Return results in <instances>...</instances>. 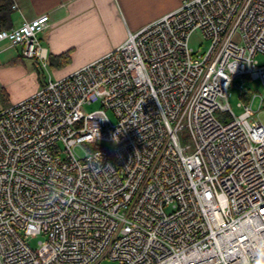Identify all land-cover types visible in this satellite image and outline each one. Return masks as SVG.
I'll return each instance as SVG.
<instances>
[{
    "label": "built area",
    "instance_id": "1",
    "mask_svg": "<svg viewBox=\"0 0 264 264\" xmlns=\"http://www.w3.org/2000/svg\"><path fill=\"white\" fill-rule=\"evenodd\" d=\"M49 24L2 28L0 44L46 66ZM258 54L264 0H184L0 109V264H264L259 95L229 103L235 77L264 82Z\"/></svg>",
    "mask_w": 264,
    "mask_h": 264
},
{
    "label": "crops",
    "instance_id": "2",
    "mask_svg": "<svg viewBox=\"0 0 264 264\" xmlns=\"http://www.w3.org/2000/svg\"><path fill=\"white\" fill-rule=\"evenodd\" d=\"M183 1L13 0L9 24L5 28L18 27L26 19L48 13L50 24L40 32V39L48 50V64L55 76L62 77L110 51L122 43L130 31L156 20ZM11 48L17 51H11ZM8 50L12 55L8 65L2 64L1 70L6 71L1 77L13 73L21 78L34 79L31 89L12 100L14 103L34 93L47 78L38 76V61L24 57L21 46L0 44V54ZM64 54L69 55L68 60L60 58Z\"/></svg>",
    "mask_w": 264,
    "mask_h": 264
},
{
    "label": "rangeland",
    "instance_id": "3",
    "mask_svg": "<svg viewBox=\"0 0 264 264\" xmlns=\"http://www.w3.org/2000/svg\"><path fill=\"white\" fill-rule=\"evenodd\" d=\"M209 43H210L209 40L203 38L200 31H195L190 39V45L198 52L206 50ZM10 50L17 51L15 48H11ZM10 50H8L6 53L0 54V109L6 107V105H8L9 103H12V100H14L15 98L22 96L25 92L31 89V87L34 84V79L21 78L15 76L13 73L6 74L8 75L5 76L6 78L1 77L3 76V74H5L6 71V70L5 71L1 70V67H3L2 64H4L5 66L9 64L8 60H10V55H12L11 54L12 52ZM257 58L260 63L264 62V55L258 54ZM25 61L27 62V60ZM36 69L38 76L40 75V77H42L43 79L44 78L46 79L49 76V74L53 78L59 77L57 75L55 76L54 71L49 64H47L46 66H42L41 64L38 63ZM244 92H246L247 95H243ZM254 93H257L259 97H256V99L252 104L254 109V114L252 115L253 116L252 118L256 120H260L264 123V101L262 102L261 109L258 110V108L261 105V96L264 97V82L261 79L259 78L253 79L243 75L235 77L232 85L230 86L229 103L233 111L236 114H239L243 110V108L239 106V102L244 101L246 96L247 97L250 95L252 96ZM98 107H100L99 102H94L92 104L85 105L84 111H91ZM108 114L113 121L116 120V117L112 110H108ZM85 149L90 150V145L88 143H84V145L77 146L76 148V150L80 154H83L85 152ZM42 238H43L42 235L32 237L30 238V244L33 247H37L39 246V240ZM105 264H111V263L106 261Z\"/></svg>",
    "mask_w": 264,
    "mask_h": 264
},
{
    "label": "trees",
    "instance_id": "4",
    "mask_svg": "<svg viewBox=\"0 0 264 264\" xmlns=\"http://www.w3.org/2000/svg\"><path fill=\"white\" fill-rule=\"evenodd\" d=\"M13 0H0V29L5 28L9 24L10 14L12 11ZM62 60H68L69 55L60 56Z\"/></svg>",
    "mask_w": 264,
    "mask_h": 264
}]
</instances>
